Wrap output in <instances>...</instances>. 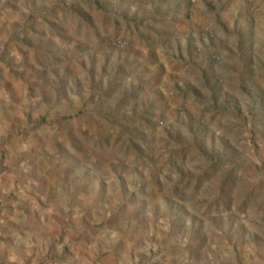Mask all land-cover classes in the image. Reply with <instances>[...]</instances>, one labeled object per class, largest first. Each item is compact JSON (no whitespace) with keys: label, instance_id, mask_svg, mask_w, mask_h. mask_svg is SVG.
I'll return each mask as SVG.
<instances>
[{"label":"rangeland","instance_id":"rangeland-1","mask_svg":"<svg viewBox=\"0 0 264 264\" xmlns=\"http://www.w3.org/2000/svg\"><path fill=\"white\" fill-rule=\"evenodd\" d=\"M230 1L167 20L136 0H0V264H264V0L222 30ZM207 39L226 90L192 109L180 78ZM110 151L149 161L162 200L79 169ZM136 220L147 248L114 230Z\"/></svg>","mask_w":264,"mask_h":264},{"label":"crops","instance_id":"crops-1","mask_svg":"<svg viewBox=\"0 0 264 264\" xmlns=\"http://www.w3.org/2000/svg\"><path fill=\"white\" fill-rule=\"evenodd\" d=\"M136 1H137L136 5L132 6V8H135L133 9V12L136 13L135 15L141 16V14L145 12L144 10L145 7H151L153 5L158 10L163 9V15H164L163 17L167 20L173 17L172 14L169 15L168 13V11L171 9L172 6L175 9H178V7L179 8L182 7L180 6L181 0H173L174 1L173 5H170L169 2H167L168 0H162L163 2H154L152 0H148V1L136 0ZM251 1L252 0L250 1L231 0L229 3V7L235 16L230 17L224 11H221V13L219 14V24H220L219 27L222 30L223 29L226 30L231 26H233V19L236 18L237 14L242 8H244L243 6L245 4L252 5ZM175 11L176 10H174V12ZM156 14L157 13H155V15ZM221 34H218L217 38L219 37L221 39H224V42L227 43L228 42V40L226 39L227 37L226 36L222 37ZM210 40L211 39H207L201 41L200 43H197V45L200 46V50H199L200 52L194 56L195 65L197 66L196 71L194 72L195 75H190L189 73L186 74L184 77L182 76L180 78L185 82L189 80L192 83V85L186 83H184V85H181L180 88L183 89L185 86L188 87L189 89H187L186 91L190 93L181 94L180 98H178V101H184L191 104L195 103L190 106L192 109H195L196 107L197 108L201 107L199 104L201 102L203 106H209L210 102L207 101L210 100V95L213 93V91H215L218 95L219 93H222L224 90H226L222 85L223 81L221 80V76L223 75L222 63L220 62L212 63L210 59V54L207 53L209 51L215 52L217 50H220V47L215 43H211ZM252 46L255 45L252 44ZM201 49H203V51ZM177 59L178 60L180 59L181 61L186 60V58H182L181 56H178ZM211 76H213V79L211 78ZM209 81L213 82V85L212 83H209ZM154 94L155 93L150 91V89H146L144 90L142 95L151 98V96ZM219 99L221 100L222 97L219 96ZM89 155L90 156L85 155L80 159L79 161L80 165L78 167L79 169L83 168V170L87 169L88 173L93 175L92 178L93 183L102 182L106 184H111L113 182L121 181V187L133 183V189H135L136 188L135 185H137L138 187L137 189H142L144 191H147L149 193V195L147 196L149 197V199H152L154 197V195H151L154 193L156 195V198H158L157 201L160 202L162 200L163 191L161 190L159 184L160 176L153 167V165L150 164L149 161L145 160L142 162L140 159L138 160L135 159L134 157L135 155L133 154H123L118 151H110L107 153H100V154L90 152ZM82 182L85 183L84 180H82ZM53 188L54 191H56V189L62 190L64 188L66 192H68L70 189L73 188V190L75 189L81 192V196H80L81 200L85 198V194L83 193L84 186H77L67 179L62 180L60 179V177H56L53 180ZM137 192L139 191L134 192V194L136 195ZM59 197L60 195L59 196L57 195V198ZM136 197H139L138 194L136 195ZM105 212L106 213H104V216H107L108 218L111 219L115 215L114 212L111 214L109 210H106ZM113 226H114V230L119 233L121 232V230L127 231L128 239H130V241L132 242L135 248L137 246H140L141 248L148 247V245L144 244L143 240L147 239L149 235L152 233L150 226L140 224L139 220H136V223L134 225H113ZM125 244H126V240L124 239L119 244V248H124ZM121 254L124 255L125 253L121 251Z\"/></svg>","mask_w":264,"mask_h":264},{"label":"built area","instance_id":"built-area-1","mask_svg":"<svg viewBox=\"0 0 264 264\" xmlns=\"http://www.w3.org/2000/svg\"><path fill=\"white\" fill-rule=\"evenodd\" d=\"M190 2H191L192 4H194V3L196 2V0H190Z\"/></svg>","mask_w":264,"mask_h":264}]
</instances>
